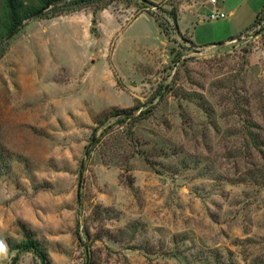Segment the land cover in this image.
Masks as SVG:
<instances>
[{
    "label": "rangeland",
    "instance_id": "obj_1",
    "mask_svg": "<svg viewBox=\"0 0 264 264\" xmlns=\"http://www.w3.org/2000/svg\"><path fill=\"white\" fill-rule=\"evenodd\" d=\"M149 1L179 34L90 0L5 38L0 264H264V0Z\"/></svg>",
    "mask_w": 264,
    "mask_h": 264
},
{
    "label": "trees",
    "instance_id": "obj_2",
    "mask_svg": "<svg viewBox=\"0 0 264 264\" xmlns=\"http://www.w3.org/2000/svg\"><path fill=\"white\" fill-rule=\"evenodd\" d=\"M89 1L90 0H0V48L7 43L5 38L17 31L29 18L43 15H53V17L59 16L62 15V13L76 11V9H72L75 7H79L78 9L80 10L82 9L81 7ZM136 1L142 5V8L140 10L138 9V15L146 13L153 17L154 22L157 24L164 36L167 37L169 24L171 25L172 30L179 34L177 11L174 7H171L170 10H165L160 7V3H154L149 0ZM59 8H62L63 10L67 9V11H56V9ZM151 9L160 12L161 16L152 13ZM138 15H136L135 18ZM258 16L259 12L256 14L252 24L241 34L244 35L250 31L251 28L256 27ZM135 109L137 108L132 107L130 110H124V112L133 111ZM103 123L101 122L98 125V127H101V131L98 133V136L94 141V145H106L110 139H115V137H109V135L105 138L106 135L109 132H113L112 134L118 133V130L113 129V124L110 123V121H107L105 125ZM97 130L98 129L95 128L93 129V132L96 133ZM14 249L18 252L30 253L34 258L39 260L40 264H48V255L45 249L34 238L27 236L24 241L17 243L16 246H14ZM18 261L19 257L16 254L12 258L10 264H17Z\"/></svg>",
    "mask_w": 264,
    "mask_h": 264
},
{
    "label": "built area",
    "instance_id": "obj_3",
    "mask_svg": "<svg viewBox=\"0 0 264 264\" xmlns=\"http://www.w3.org/2000/svg\"><path fill=\"white\" fill-rule=\"evenodd\" d=\"M208 2L212 5L217 4V0H208ZM224 17H225V15L222 12H218L217 10H213L209 14V20H219V19H222Z\"/></svg>",
    "mask_w": 264,
    "mask_h": 264
},
{
    "label": "crops",
    "instance_id": "obj_4",
    "mask_svg": "<svg viewBox=\"0 0 264 264\" xmlns=\"http://www.w3.org/2000/svg\"><path fill=\"white\" fill-rule=\"evenodd\" d=\"M247 1H248V0H245V2H247ZM154 3H156V2H154ZM257 13H258V12H257ZM257 13H256V14H257ZM145 14H146V13H145ZM256 14H255V16H256ZM140 15H142V14H140ZM140 15H139V16H140ZM136 18H137V17H136ZM136 18H135V19H136ZM135 19H134V20H135ZM178 21H179V18H178ZM178 26H179V25H178Z\"/></svg>",
    "mask_w": 264,
    "mask_h": 264
}]
</instances>
